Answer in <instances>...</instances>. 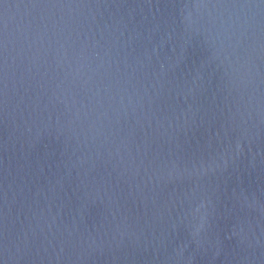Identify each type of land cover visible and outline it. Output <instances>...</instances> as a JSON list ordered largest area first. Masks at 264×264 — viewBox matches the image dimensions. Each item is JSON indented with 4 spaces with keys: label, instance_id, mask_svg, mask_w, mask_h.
<instances>
[{
    "label": "water",
    "instance_id": "water-1",
    "mask_svg": "<svg viewBox=\"0 0 264 264\" xmlns=\"http://www.w3.org/2000/svg\"><path fill=\"white\" fill-rule=\"evenodd\" d=\"M0 264H264V0H0Z\"/></svg>",
    "mask_w": 264,
    "mask_h": 264
}]
</instances>
